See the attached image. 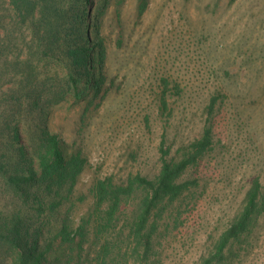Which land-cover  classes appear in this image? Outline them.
Listing matches in <instances>:
<instances>
[{
  "label": "trees",
  "instance_id": "obj_1",
  "mask_svg": "<svg viewBox=\"0 0 264 264\" xmlns=\"http://www.w3.org/2000/svg\"><path fill=\"white\" fill-rule=\"evenodd\" d=\"M110 2L102 0L103 7ZM0 3V264H162L163 241L195 207L197 190L207 186L206 162L223 148L222 121L234 97L228 80L216 76L219 85L202 108L196 135L181 142L162 135L155 171L94 176L84 191L86 150L52 131L48 106L29 87L33 67L13 61L11 41L19 33L26 47L31 42L35 53L64 65L68 84L92 90L98 108L110 88L99 25L104 12L92 11L93 0ZM149 3L136 0L138 18ZM10 70L21 78L7 86L1 79ZM159 86L158 110L170 116V98L183 94L181 82L162 75ZM263 224L264 183L256 175L224 229L207 235L195 264H235L253 248Z\"/></svg>",
  "mask_w": 264,
  "mask_h": 264
},
{
  "label": "rangeland",
  "instance_id": "obj_2",
  "mask_svg": "<svg viewBox=\"0 0 264 264\" xmlns=\"http://www.w3.org/2000/svg\"><path fill=\"white\" fill-rule=\"evenodd\" d=\"M93 1L92 11L104 12L99 25L110 87L98 108L92 90L68 84L64 65L35 53L29 41L26 47L19 33L11 41L13 61L33 67L29 87L48 106L52 131L86 150L84 191L94 176L155 171L162 135L178 142L196 135L202 108L219 85L216 76L228 80L234 97L222 121L223 148L206 162L207 186L197 190L195 207L161 247L162 264H195L207 235L224 229L251 179L258 175L264 183V0H150L141 18L136 0H111L105 8ZM10 73L1 79L7 86L21 78ZM162 75L180 81L183 91L170 98V116L158 110ZM235 264H264V224Z\"/></svg>",
  "mask_w": 264,
  "mask_h": 264
}]
</instances>
